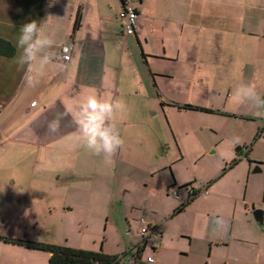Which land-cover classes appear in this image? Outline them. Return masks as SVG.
<instances>
[{
    "label": "crops",
    "instance_id": "crops-1",
    "mask_svg": "<svg viewBox=\"0 0 264 264\" xmlns=\"http://www.w3.org/2000/svg\"><path fill=\"white\" fill-rule=\"evenodd\" d=\"M171 2L174 10L168 5L164 11L162 0H0V22L4 18L21 23L18 28L14 29L17 23L12 26L15 34L0 29V38L16 48L12 56L0 55V209L13 207L17 198L32 196L35 191L92 195L96 181L106 180L130 165L124 148L131 135L138 143L144 139L130 118L151 108L150 103L160 95L162 78L169 81L170 88L180 83L206 84L209 94L223 95L222 104L196 106L250 122L257 120L254 146L247 149L249 158L227 167L235 155L222 157L218 174L213 176L214 172L194 186L200 192L193 199L189 191L174 188L182 189L191 181L173 176L164 187L167 204L155 210L143 204L144 216L140 218L141 227L145 224L157 229L159 242H143L140 232L131 229L137 219L134 217L126 231L133 238L130 245L120 253L109 254L127 252L123 260L130 264H143L148 254H153L158 264H264V157L255 152L256 144L264 148V116L256 114L255 101L232 102L228 105L237 108L227 109L233 92L228 91L224 98L222 91L226 84L262 82L258 62H264V0ZM127 3L137 9L140 18L137 31L131 35L124 33L120 17ZM31 20L53 36V51L59 56L58 63L34 88L25 86L23 70L17 63L20 27ZM67 43L72 46V55L69 61H63L60 46ZM163 62L171 64L170 70L161 68ZM82 93L111 97L126 105L116 119L124 144L110 162L77 144L71 117L61 121L59 133L47 132L46 122L54 114L63 113L66 104L71 107ZM259 94L264 96L261 87ZM87 181L94 186L78 185ZM116 188L127 192L130 184L123 179ZM174 189L178 196L171 194ZM3 200H8L7 206H2ZM182 203L185 207L176 211ZM128 205L135 207L134 202ZM256 209L263 210L262 224L255 219ZM63 245L94 250L103 246L70 241ZM11 246L19 247L20 257L34 258L31 264H44L46 260L43 255L26 252V246L4 241L2 255L12 254L6 248ZM29 249L50 256L45 250ZM139 250L142 256L137 260L133 257Z\"/></svg>",
    "mask_w": 264,
    "mask_h": 264
},
{
    "label": "rangeland",
    "instance_id": "rangeland-1",
    "mask_svg": "<svg viewBox=\"0 0 264 264\" xmlns=\"http://www.w3.org/2000/svg\"><path fill=\"white\" fill-rule=\"evenodd\" d=\"M162 2L165 3L164 11L168 5L174 10L171 0H162ZM14 23L19 24L14 29L21 24L3 18L0 29L15 34V30L12 29ZM258 47L260 48L261 45L258 44ZM258 63L260 64L258 74L262 82L252 85L257 86L259 93L260 87L264 89V62ZM171 67L170 63L161 64L162 69L170 70ZM168 82L165 78L161 79L162 86L158 89L160 95L155 103H150L149 110L130 118L131 124L144 134V139L142 143H138V140L131 135L124 148V157L129 158V166L124 165L123 171L118 169L106 180L96 181L95 192L93 190L90 196L88 193H85L84 197L63 193L48 195L35 191L32 196L24 195L17 198L16 203L11 206H18L19 209L13 207L0 209V235L49 244H63L70 241V243L80 242L97 248L103 245L101 247L106 253H120L133 240L132 236L126 233L130 230L128 221L136 217L138 220L133 221L131 229L140 232V218L145 210L143 204H150L152 210L164 207L167 204L163 199L164 187L172 181L173 176L177 175L184 181H191V185L187 188V185L182 189L174 186L178 190L190 192L192 188H196L195 185L198 186L207 180L209 175L214 172L213 176L218 174L219 161L225 155H235L239 160L247 159L248 147L254 146L257 120L250 122L233 115L183 109L180 106L184 104L220 106L223 95L218 97L209 94L211 91L207 92L206 84L180 83L177 88L173 86L170 88ZM226 85L222 88L224 98L226 93L230 90L233 92L232 87H235ZM161 101L164 103L161 104ZM232 102L234 105L237 104L233 95H229L227 109L237 108L228 105ZM243 143H247V146ZM255 152L260 157H264V148L261 149L260 144H256ZM254 169L253 166L252 172ZM123 179L128 180L130 184L127 192L116 188L121 185ZM73 184L77 188V185ZM78 185L94 186L88 181ZM130 202H134L136 208L128 205ZM7 204L8 200L2 201V206ZM23 204L24 208H22ZM137 208L141 210L138 211ZM2 242L0 241V246ZM6 248L12 250V254L2 255L0 249V261L2 260L0 264L34 262V258L20 257L19 247ZM24 250L43 255L46 257L44 264H48L47 253L29 248ZM38 264L43 263L39 261ZM117 264L130 263L124 259Z\"/></svg>",
    "mask_w": 264,
    "mask_h": 264
},
{
    "label": "clouds",
    "instance_id": "clouds-1",
    "mask_svg": "<svg viewBox=\"0 0 264 264\" xmlns=\"http://www.w3.org/2000/svg\"><path fill=\"white\" fill-rule=\"evenodd\" d=\"M55 40L36 20L24 23L17 38L19 51L17 63L23 70V81L28 88H34L47 70L58 63L59 56L53 51ZM233 98L238 104L255 101L253 109L257 115L264 116V96L255 85L241 83L233 88ZM126 110L124 102L105 98L95 93H82L75 98L71 107L65 105L63 113H56L46 122L47 132L55 135L60 132L61 121L67 117L76 129V142L94 155L103 156L110 162L122 139L116 124L117 115Z\"/></svg>",
    "mask_w": 264,
    "mask_h": 264
},
{
    "label": "trees",
    "instance_id": "trees-1",
    "mask_svg": "<svg viewBox=\"0 0 264 264\" xmlns=\"http://www.w3.org/2000/svg\"><path fill=\"white\" fill-rule=\"evenodd\" d=\"M14 48L15 46L12 45L9 40H6L5 38H0V52H3L4 54L14 53ZM180 107L212 112L211 109L192 106V105L184 104L181 105ZM248 155L249 154L247 152L246 153L247 158H249ZM238 160L239 159L237 158L233 159L227 165V167H232L238 162ZM224 170H226V167L224 168ZM210 183L211 181L209 182L208 186L210 185ZM190 185L191 182L185 184L184 186L189 187ZM199 192L200 191L197 189L190 191V195H189L190 199L196 197ZM185 205H186L185 203H182L181 206H179L176 211H181L185 207ZM0 240L7 243L23 245L28 248L40 249L50 252L51 254L49 257L48 264H117L118 262L122 261L125 255L127 254V252H124L122 254H109L104 252L102 248H100L99 250L86 249V248L68 246L63 244H49L37 240H24L15 237L14 238L8 237L4 235H0ZM141 256H142L141 250H139L138 253H136L133 258L138 260L141 259Z\"/></svg>",
    "mask_w": 264,
    "mask_h": 264
},
{
    "label": "built area",
    "instance_id": "built-area-1",
    "mask_svg": "<svg viewBox=\"0 0 264 264\" xmlns=\"http://www.w3.org/2000/svg\"><path fill=\"white\" fill-rule=\"evenodd\" d=\"M120 17L123 20L124 33L127 35L135 34L139 26L140 18L137 9L130 3H127L123 10L120 12ZM60 58L63 61H69L72 55V46L70 43L62 44L59 51ZM33 105L36 104L35 101L32 102ZM194 189L192 188L191 191ZM174 196H178V192H172ZM143 223L144 219H141ZM141 240L148 241L151 240L155 245L159 242V233L155 227L143 224L140 228ZM145 244V243H143ZM143 264H158L156 257L153 254H148L143 260Z\"/></svg>",
    "mask_w": 264,
    "mask_h": 264
},
{
    "label": "water",
    "instance_id": "water-1",
    "mask_svg": "<svg viewBox=\"0 0 264 264\" xmlns=\"http://www.w3.org/2000/svg\"><path fill=\"white\" fill-rule=\"evenodd\" d=\"M254 216L257 222L263 223V210L261 209H256L254 210Z\"/></svg>",
    "mask_w": 264,
    "mask_h": 264
},
{
    "label": "flooded vegetation",
    "instance_id": "flooded-vegetation-1",
    "mask_svg": "<svg viewBox=\"0 0 264 264\" xmlns=\"http://www.w3.org/2000/svg\"><path fill=\"white\" fill-rule=\"evenodd\" d=\"M14 54H16V48H14V53H7V54H4L3 52H0V55L1 56H12V55H14Z\"/></svg>",
    "mask_w": 264,
    "mask_h": 264
}]
</instances>
